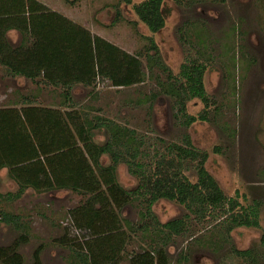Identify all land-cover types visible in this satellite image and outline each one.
Here are the masks:
<instances>
[{
    "label": "rangeland",
    "instance_id": "374dc122",
    "mask_svg": "<svg viewBox=\"0 0 264 264\" xmlns=\"http://www.w3.org/2000/svg\"><path fill=\"white\" fill-rule=\"evenodd\" d=\"M24 1L27 6L37 2L139 58L146 79L144 84L117 88L97 78L91 87L75 86L67 99L60 87L45 85L41 78L32 82L13 77L0 67V109L40 107L88 117L93 126H101L95 130L99 145L110 140L112 129L125 127L139 150L137 162L148 170L160 159L172 158L168 150L172 145L196 151L199 157L207 155L206 168L226 197L255 211L258 227L229 232L228 214L208 211L200 219L184 205L160 200L151 210L157 221L185 223L184 233L165 249L169 264H264V0H168L166 27L156 35L135 11V6L147 0H133L129 6L120 5L119 0ZM13 3L0 0L1 8ZM10 10L8 13H13ZM20 39L16 31L9 34L14 47ZM151 39L160 50L162 63L176 78L184 65L199 62L207 67L204 82L210 106L206 108L199 99L187 103V114L198 119L191 127L184 125L185 119L178 113L177 84L172 89L167 73L148 66L153 55ZM203 114L206 121L200 119ZM186 137L190 138L189 146ZM175 155L183 174L196 183L200 159L182 160ZM103 162L109 166L110 156H104ZM118 180L130 191L141 184L126 164L118 167ZM18 189L7 171H2L0 219L4 213L18 216L24 231L0 222V247H12L26 232L29 242L21 243L18 250L24 264H33L42 245L43 264H81L65 228L71 223L73 209L86 197L66 190H27L16 199ZM145 211L147 204L136 201L122 214L137 230ZM150 218L145 221H153ZM124 231L130 243L121 264H130L132 253L149 250L153 235L143 238L140 230Z\"/></svg>",
    "mask_w": 264,
    "mask_h": 264
},
{
    "label": "trees",
    "instance_id": "16d2710c",
    "mask_svg": "<svg viewBox=\"0 0 264 264\" xmlns=\"http://www.w3.org/2000/svg\"><path fill=\"white\" fill-rule=\"evenodd\" d=\"M167 1L147 0L135 6L140 21L154 35L162 33L166 27ZM13 2L12 7L0 6V67L10 76L24 77L32 82L41 78L45 85L62 88L67 99L75 86L91 87L97 78L108 80L117 88L144 84L146 72L139 58L93 36L37 2L28 6L24 0ZM132 2L119 0L120 5L126 6ZM9 9L13 13H8ZM13 31L21 38L16 47L9 40ZM150 42L153 55L148 66L167 73L173 82L172 89L177 84L178 113L185 119L184 125L191 127L198 119L187 114V103L199 99L206 108L210 106L204 82L207 67L199 62L184 65L176 78L162 63L155 41L151 39ZM200 119L206 121L207 117L203 114ZM99 127L93 126L88 117L60 110L40 107L0 109V174L7 171L9 178L18 185L15 198H21L27 190L37 193L66 190L86 197L71 212L69 221L73 223V233L69 227L65 228L81 264H121L130 243L124 231L127 229L131 232L140 230L143 238L153 235L149 250L132 253L130 264H169L165 249L174 237L184 233L185 223L157 221L151 210L160 200L184 205L200 219L205 218L208 211L228 214L229 232L238 227H258L255 211L226 197L206 168L207 155L199 157L196 151L172 145L168 149L172 158H162L155 168L148 170L137 162L140 153L132 144L127 128L112 129L110 140L99 145L95 140V130ZM186 138L189 146L190 138ZM174 153L182 160L200 159L196 183L183 174L182 163L174 159ZM106 155L111 158L109 166L103 162ZM122 164L128 166L131 175L141 179L135 191L125 189L118 180V167ZM136 201L147 204V211L142 214L144 222L137 230L122 214L125 207ZM150 217L153 221L146 222ZM0 222L24 231L18 216L4 213ZM28 237L24 232L21 240L12 247H0V263L24 264L18 250L21 243L29 242ZM86 238L89 240L83 242ZM43 249L42 245L35 252L33 264H43Z\"/></svg>",
    "mask_w": 264,
    "mask_h": 264
},
{
    "label": "flooded vegetation",
    "instance_id": "af4514ba",
    "mask_svg": "<svg viewBox=\"0 0 264 264\" xmlns=\"http://www.w3.org/2000/svg\"><path fill=\"white\" fill-rule=\"evenodd\" d=\"M70 222V221H69ZM66 227H69L70 228V233L72 234L73 233V223H72V221H71V223H70V225H68V226H66ZM89 240V238H86V240H82L83 242L85 241V242H87ZM79 240H74V242H78ZM42 254V253H41Z\"/></svg>",
    "mask_w": 264,
    "mask_h": 264
}]
</instances>
